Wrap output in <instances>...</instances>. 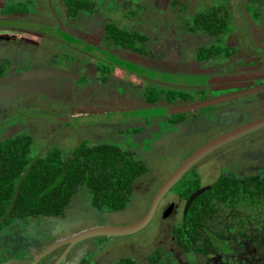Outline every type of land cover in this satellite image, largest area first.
<instances>
[{
	"label": "flooded vegetation",
	"instance_id": "1",
	"mask_svg": "<svg viewBox=\"0 0 264 264\" xmlns=\"http://www.w3.org/2000/svg\"><path fill=\"white\" fill-rule=\"evenodd\" d=\"M237 10L261 50L246 57L233 35ZM163 14L181 31L165 35V44L153 26ZM263 16L264 0H214L195 13L185 0H6L0 6V264H96L89 257L66 262L77 244L94 236L81 234L96 228L81 229L70 216L82 207L123 210L134 182L150 169L140 153L159 154L157 141L170 143L178 132L180 142L187 141L184 134L204 132L172 174L203 145L264 116L245 119L236 101L245 97L218 100L264 85L256 83L264 81V23L257 24ZM35 40L50 49L32 50ZM183 42L198 44L195 66L181 57ZM170 55L193 73L149 68ZM47 70L58 75L44 76ZM119 70L142 83H111ZM138 86L142 91L134 95ZM85 90L98 91L96 103L85 100ZM181 107L189 109L166 112ZM204 158L162 195L154 215L173 192L177 200L164 211L182 214L172 229L179 254L194 264H264V164L245 176L228 169L203 185L196 165ZM117 167L126 171L121 177ZM112 201L124 206L114 208ZM165 254L154 251L150 264H164ZM112 264L139 263L124 257Z\"/></svg>",
	"mask_w": 264,
	"mask_h": 264
},
{
	"label": "rangeland",
	"instance_id": "2",
	"mask_svg": "<svg viewBox=\"0 0 264 264\" xmlns=\"http://www.w3.org/2000/svg\"><path fill=\"white\" fill-rule=\"evenodd\" d=\"M5 1L6 0H0V6L3 5ZM185 1L188 11L190 13H195L212 4L214 0ZM57 8V10L61 12L60 7L58 6ZM229 9L233 15L234 4H230ZM48 14L49 13L47 11L43 14V16H47ZM40 16L42 18V15L38 13L35 18L38 20ZM158 17L159 19L153 21V26L156 25L159 29L157 34L160 36L161 44H165V41L162 40L165 35L175 36L178 31L181 34L176 20H170L165 14ZM90 19L91 18H89V20ZM234 22L236 25L233 35L235 36L234 39L239 49V56L246 57L254 52L261 51L251 37L247 21L238 10L236 15H234ZM261 23H264V16L263 20L257 22L259 25ZM167 31L169 33H167ZM37 35H39L38 32ZM262 36V34L259 35L261 40H263ZM195 44H191V42H183L181 43L180 50L181 57L183 59L186 58V60L189 63L191 62L190 64H193V66H195V63L197 62V50L193 48V45L195 46ZM41 46L45 47V49H50L49 47L47 48V46ZM41 46L36 40L35 42H30L32 50H35V48L38 49ZM172 58L173 55H170L167 59L173 60ZM167 59L164 58L162 64L150 62L152 64L148 66L149 68L159 70L160 72L165 71L173 74L188 75L193 73L183 70L182 64H180L179 60L170 61ZM187 61H185V63H187ZM252 63L254 66H258L257 62ZM240 64L245 68L248 66L247 61L241 62ZM197 70L199 71V69ZM117 73L118 74L116 76L110 77L111 83H115L116 81L118 82V80H126L127 82L133 83L137 82L138 85L142 83V78L137 74L123 70H119ZM194 74H200V72ZM261 82L263 83L264 81L256 83L258 84ZM138 88V90L136 89L133 91L134 95L136 93H141L142 87L138 86ZM98 91L102 92L101 89ZM98 91L96 90L92 92L91 90H85V100L90 97L92 98L90 99L91 102L96 103V101L93 100L97 98L96 96H98ZM103 92H105V94H109V89L103 90ZM236 101L237 106L247 112L248 117H244L247 120L264 114V92L251 95L243 99H238ZM243 116H245V113ZM39 121L44 122L45 125L48 123L46 120H38L35 122ZM179 133L180 132L174 135V137L170 140V143H166V141H164L165 139L162 138L157 141V146L160 150L159 154H139L148 163L150 169L146 174L142 175L134 182L132 200L123 210L114 212H98L94 210L82 209V207L81 209L78 208L74 217L70 216V220H72L81 229H87L95 226H124L135 223L146 216L155 194L161 185L170 177L171 170L173 171V168L183 160V157L191 152L196 140L200 143L199 136L206 135L204 132L200 134L197 130L190 135L184 134V136L187 137V141L180 142ZM196 137L198 138L194 139ZM236 142L240 143L237 144V147H239L232 148L231 145ZM262 164H264V128L244 136L242 139L240 138L230 145L225 146L222 150L220 149L215 153L208 155L202 160V162L196 165V168L201 175L203 185H209L213 183L222 172H225L228 169H231L240 176H245L255 172L256 167H259V165ZM174 200H177L175 199V194L170 192L148 224L135 232L122 235L101 234L83 239L69 254L66 262H72L75 258L80 259L82 257H89L92 258L96 264H112L120 258L131 257L137 260L139 264H150V255L154 251L161 249L162 251H166L165 255H167L165 257L166 261L164 264H181V262L184 264H194L195 262L192 260L191 256H182L179 254L177 250L178 248L173 240L172 229L174 225L181 221L182 214L178 211V209H175L169 216H165V206ZM32 250L34 251H31V254H33L36 249L34 248ZM58 252L59 250L55 251L54 255L56 253L58 254Z\"/></svg>",
	"mask_w": 264,
	"mask_h": 264
},
{
	"label": "water",
	"instance_id": "3",
	"mask_svg": "<svg viewBox=\"0 0 264 264\" xmlns=\"http://www.w3.org/2000/svg\"><path fill=\"white\" fill-rule=\"evenodd\" d=\"M58 75V71L55 70H47L46 75L44 76H56ZM199 82H208V81H199ZM215 82V81H212ZM260 92H264V85L257 86L255 88H249L244 90L235 91L232 93L224 94L218 97L219 101H225L237 97H247L250 95L258 94ZM183 109H189L186 107L179 108H173L170 111L166 112H174L178 110ZM264 128V116L259 118L258 120H255L249 124H246L242 126L241 128L232 131L231 133H228L226 135L221 136L219 140H214L208 144L203 145L199 149H197L192 156H190L187 160H185L176 170L171 174V176L161 185V187L158 189L157 193L155 194V198L153 199V205L146 216H144L142 219L135 223H131L128 225H122V226H100L96 227L95 229H92L90 231L85 232L84 234H81V236H90V235H101V234H107V235H122V234H128L137 231L138 229L146 226L148 222L152 219L154 216V212L156 210V205L158 204L159 200L161 199L162 195H164L166 192L169 191L171 186L183 175V173L192 165L196 164L198 161H200L202 158H204L206 155H208L210 152H213L215 149L225 145L226 143L235 140L237 138L243 137L246 134H249L250 132L257 131ZM209 186L202 187L200 190L196 192L195 196L200 195L203 193ZM192 197L190 201L194 198ZM189 201V202H190Z\"/></svg>",
	"mask_w": 264,
	"mask_h": 264
},
{
	"label": "trees",
	"instance_id": "4",
	"mask_svg": "<svg viewBox=\"0 0 264 264\" xmlns=\"http://www.w3.org/2000/svg\"><path fill=\"white\" fill-rule=\"evenodd\" d=\"M128 167V166H127ZM128 169H129V171H130V168L128 167ZM125 172L126 171H124V169L122 168H119V167H117L116 168V176H118V177H121L120 175H123V174H125ZM134 174H137V171L135 170V172H134ZM133 174V176H136V175H134ZM117 194L119 193V192H116ZM69 195H71V191L69 190ZM109 205H112L114 208L116 207H123L124 206V201H122V202H120V201H112V202H109ZM181 235H182V233L180 234V236L179 237H181Z\"/></svg>",
	"mask_w": 264,
	"mask_h": 264
}]
</instances>
